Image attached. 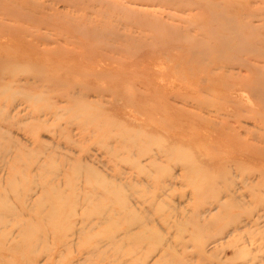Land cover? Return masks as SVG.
Wrapping results in <instances>:
<instances>
[{
    "label": "rangeland",
    "instance_id": "1",
    "mask_svg": "<svg viewBox=\"0 0 264 264\" xmlns=\"http://www.w3.org/2000/svg\"><path fill=\"white\" fill-rule=\"evenodd\" d=\"M197 1L0 0V184L5 189L0 193L12 206L10 212L0 209L4 216L0 223V264L157 261L161 246L153 252L150 245L126 259H118L121 252L109 249L103 260L94 253V242L74 234L85 225L86 198L105 196L95 189L100 182L92 181L93 177L73 174L75 165L70 159L96 168L112 183L133 185L129 193L138 192L135 195H141L140 200L148 201L143 207L138 205L139 211H149V217L155 219L153 228L166 237L168 232L175 236L178 228L173 227L176 218L171 219L170 230L158 219L155 212L161 206L167 213L178 211L180 229L190 230L188 218L195 217L209 224L210 242L219 240L205 246L208 251L217 246L214 258L204 250L207 257L202 261L197 247L191 244L187 253L167 257L160 261L162 264H264V236L255 231L257 226L249 224L261 215L259 228L264 230V205L251 197L243 179L235 178L230 192H221L218 199L203 195L205 183L214 179L215 188L221 189L216 178L222 172L223 144L229 137L221 130L229 108L217 102L221 97L234 99L235 95H224L221 89L205 92L197 83L208 79L210 58L235 57L213 49L220 39L210 37L207 30L228 28L213 20V12L226 10L224 13L231 16L237 5L232 0H219L215 11H206L196 6ZM243 1L248 3V10L260 15L249 21L263 24L264 0ZM30 14L33 16L26 19ZM33 20L43 23L35 25ZM30 33L45 35L46 40H36ZM260 34L251 40L264 41V29ZM41 50L51 52H38ZM41 70L47 76L46 84L38 81ZM245 93L239 98L258 108ZM36 96L39 99H34ZM82 96L89 104L87 115L78 109ZM243 125L256 129L252 120ZM114 131L129 132L132 137L139 134L147 142L153 141V152L162 146L173 154L160 153V167L150 166L149 159L141 157L140 148L131 150L130 140L117 138ZM108 147L118 151L111 152ZM133 159H141L148 166L135 168ZM35 160L40 164L34 165ZM192 160L196 168L190 173ZM44 163L46 168L42 169ZM245 168L253 173L247 182L254 183L260 169ZM235 175L232 170L229 177ZM15 176L17 190L6 184ZM41 176L49 180L44 186L48 191L56 188L64 193L61 216L50 219L29 211L31 201L46 190L38 185L30 191V184L35 179L40 183ZM76 198L79 205L75 214ZM151 199L155 200L153 205L149 204ZM236 202L240 205L233 206ZM43 205L53 207L47 199ZM54 217L59 225L53 224ZM19 223L29 225V232L21 230ZM238 225L240 232L235 231ZM67 226L73 229L67 231ZM176 249L180 251L182 246Z\"/></svg>",
    "mask_w": 264,
    "mask_h": 264
},
{
    "label": "bare ground",
    "instance_id": "2",
    "mask_svg": "<svg viewBox=\"0 0 264 264\" xmlns=\"http://www.w3.org/2000/svg\"><path fill=\"white\" fill-rule=\"evenodd\" d=\"M232 1H234L232 2L233 4L236 3L235 5H237V8H234V14L232 15L231 13L232 17L229 16L230 14L227 13L226 15L224 13L227 12L226 10L224 12H220L218 10L219 7L217 8L219 12H213L212 17L214 21L220 23L223 22V24L225 26H228V28L225 27L223 31H218L217 29L210 28V30H207V34L210 37L213 36L220 39L213 49L220 53L234 55L235 57L222 58L217 56L210 58L207 69L208 79L205 81L201 80L199 83H197V86H200L201 90L205 92H212L213 90L221 89V93H224V95H235L234 99L221 97L217 102L218 106H222V108H229V111L227 110L228 112L224 114L225 123L223 129H221L222 132L228 134L229 137L227 140L225 139L226 141L223 144L225 152L223 155V162L221 164L222 172L216 178V184L219 183L221 189L217 190V188H215L214 179L208 184L205 183L204 193L206 194L203 195H205V197L210 196L213 199H218L221 192H230V188L236 182L235 178L239 177L243 179L245 187L249 188L251 197L253 199H258L262 203V205H264V133L260 132L264 131V41L251 40V38H253L257 34L261 35L260 32L264 29V23L254 25L253 22L249 21V19L258 18L260 15L248 10V3H245L244 1L242 2V0ZM219 2L221 1L198 0L196 6L200 10L215 11L214 8L219 5ZM224 3H226V0L224 1ZM229 4L231 5V3ZM39 7L40 6H38V8ZM186 7L187 6H183V8ZM38 8L36 10H38ZM34 9L35 8H33V10ZM32 16L33 14L27 15L26 19L29 20ZM261 19L264 20V17H262ZM33 21L35 25H41L43 23L37 20ZM228 24H230L231 26ZM29 36L35 38L36 40H46L45 35H41L39 33H30ZM27 47L30 49L29 46ZM32 48L34 47L32 46ZM34 49L35 51L37 50L36 48ZM38 52L50 53L51 51L41 50ZM206 52L207 51L205 50L201 53ZM206 57L208 59L207 55ZM217 70H220V72H217ZM42 74H44V71L41 70V74L38 75H41V78H39L38 81L40 80L42 84H46L45 82H47V76L44 74L45 76L43 77ZM249 77H252L253 79H247ZM232 80L234 81L232 83H229V81ZM242 92L248 93L249 99L251 98L253 101L257 102L258 108H254L252 103L249 105L247 103H244L240 99V95L243 96L241 94ZM26 98H28V100L33 99L32 96H26ZM34 99H39V97L36 96L34 97ZM248 103H250V100ZM79 104L80 106L78 107V109H81V113L87 115L88 112L86 111V108L87 106H89V104H87L83 100V96L82 99H80ZM72 117H74V115H72ZM228 120H232L234 124H230L231 122H229ZM249 120L254 121L256 129H251L243 125L244 122H247ZM113 133H115V136L117 138L128 141L130 140L131 150L137 147L140 148V153L142 154L141 157H147L145 159H149L150 166L156 168L160 167V164L158 163L160 153L167 152V156H171V154H173L172 151L170 153L168 152V148H164L162 146H159L157 148V151L153 152V141L147 142L146 139L140 138L139 134L136 135V137H132L129 132L127 133L114 131ZM126 137L129 139H127ZM108 150L114 152L118 151V148L111 149V147H108ZM38 161L39 160H35L33 164H40ZM69 163L75 165L72 168V171L74 170L73 174L81 176L82 173H87L89 176L93 177L92 181L100 182L99 187L95 189L100 190L105 196V198L103 199H90L89 197L86 198L89 201V204L88 209L86 208V211L83 214L84 216L86 215V217L83 218L85 221V225L84 227L82 226V228L74 231V234H76V236L80 240L87 239L94 242V253H98V255L103 260L107 255L109 249L116 250L117 252L122 253H119L118 259H126L128 257H133V255L138 253L140 250L146 248V245L153 246V252H155L156 250L158 251L159 249L157 247L161 246L159 257L153 264H162L160 261H163L165 258L171 257L172 255L174 256L177 253H187V249L191 246V244H195V246L197 247L198 255L204 258L202 259V261H204L207 257L203 253L204 250L205 252L207 251L210 253L208 255L209 257H215V254L217 253V246L212 251H208L206 248V245L209 246L211 243L216 244L219 241L217 240L214 242H210L211 235L208 233L210 230V227L208 228L209 224H203L195 217H189L187 224L190 226V230H182L180 229L181 223L178 219V211L171 210L167 213L165 207L161 206L158 207L155 212V215L159 217L158 219L166 225L167 229L170 230L172 229L171 219L176 218L173 227L178 228L175 236L171 232H168V235L170 236L166 237V235H164L165 233H162L159 230H155L153 228V222L155 221V219L149 217V211L147 212L148 214H144L139 211L140 207L138 205L140 204L143 207L148 201L140 200L141 195H138V197L135 195L138 194V192L132 191L131 193H129V186L132 189L133 185L127 183L123 185H117L115 183H112L111 181L104 179L96 168L89 165H82L81 160L75 163L70 159ZM69 163L67 165H70ZM132 164L135 168L139 169H145L148 166L147 164L143 163V160L141 159H133ZM246 165L259 168L261 171L256 181H254V179L252 180V182H254L252 184H249L247 181L252 178L253 173L246 172ZM41 168H46L45 163L41 165ZM195 168V162L193 160L190 161L189 172L191 173L192 169ZM232 170L236 171L235 177H229ZM193 174L195 173H192L191 175ZM41 177L43 178V180H41L40 183L37 182V179H35L33 183L30 184V191H33L36 187H38V185H42L46 190H43L38 200L31 201V207H29V211L34 212L38 216H49L50 219L53 216H61L62 214H64V206H62L64 193L56 188H52L50 191H48V189L45 187L49 184V180L44 176ZM17 178V176L10 178L8 182L6 181V184L17 190V186H19V181L17 180ZM1 181L2 178L0 177V182ZM0 189L3 191V193L5 192L4 185L0 184ZM3 193H0V209L10 212L9 210H12V206H10L8 203H6V201H4V199H2ZM44 199H47L53 207L47 209V207L43 205ZM219 200L221 201L222 199ZM154 201V199H151L149 204L153 205ZM78 205L79 198H76L74 202L75 207L73 208V213L75 214V210L77 208L76 206ZM221 205L224 208L227 207L224 203H221ZM232 205L238 206L240 204L236 202ZM55 217L53 218V224L59 225L55 222ZM255 218L256 219L254 220L252 218L251 221L249 220V224H251L250 227L257 226L258 228H255V231L261 233V235L264 236V230H260L259 228L260 222H263V216L259 215ZM2 222H4V216L3 214H0V223ZM18 225H20L21 230H27L29 232V225L25 226L24 223H19ZM71 229H73L72 226L66 227L67 231H70ZM96 229L98 230L94 232V230ZM240 230L241 226L238 225L235 231L240 232ZM186 234H188V236H186ZM127 244L129 246H127ZM64 245L67 246L68 244L65 242ZM180 245L182 246V249L178 251V249L176 248H178V246ZM128 261L129 260H127L126 262Z\"/></svg>",
    "mask_w": 264,
    "mask_h": 264
}]
</instances>
